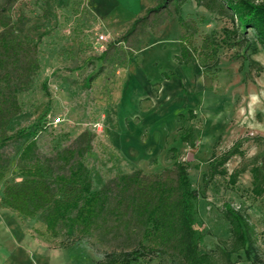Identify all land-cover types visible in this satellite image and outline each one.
I'll list each match as a JSON object with an SVG mask.
<instances>
[{"label": "rangeland", "instance_id": "1", "mask_svg": "<svg viewBox=\"0 0 264 264\" xmlns=\"http://www.w3.org/2000/svg\"><path fill=\"white\" fill-rule=\"evenodd\" d=\"M154 1L15 0L9 4L0 0V8H7L3 13L7 29L25 48L42 31H49L37 43L38 68L17 92L20 110L3 127L10 134L32 125L34 133L0 147L4 165L0 264H100L109 246L99 243L94 234L69 243L65 229L50 236L44 212L22 217L2 204L4 186L22 179L17 159L31 138L36 155L54 171L60 170L62 150L84 146L88 140L90 149L83 161L93 189L118 173H156L180 161L199 192L194 225L200 251L213 252L219 264L229 263L218 248L231 239L223 215L224 202H230L255 225L259 260L264 264V193L253 196L249 172L240 174L233 186L227 184V175H216L206 188L203 185L212 152L218 155L236 139H243L244 157L233 156L225 164L230 173L257 150L245 138L264 135V46L249 29L241 44L222 42L224 30L232 29L231 21L195 0H185L181 13L198 27L193 37L196 46L205 33L217 40L215 67L205 69L201 57L178 65L180 28L173 5L158 16L151 15L127 43L111 45ZM102 52L106 54L100 57ZM248 58L263 65L258 75L254 69L247 75ZM43 82L49 95L41 87ZM0 90L7 91L2 78ZM189 126L195 134L193 147L181 139ZM40 251L43 260L36 258ZM230 261L251 264L242 250L239 255L232 253ZM139 264L157 263L143 260Z\"/></svg>", "mask_w": 264, "mask_h": 264}, {"label": "trees", "instance_id": "2", "mask_svg": "<svg viewBox=\"0 0 264 264\" xmlns=\"http://www.w3.org/2000/svg\"><path fill=\"white\" fill-rule=\"evenodd\" d=\"M14 1L6 0L9 4ZM184 1L155 0L111 45L120 41L127 43L139 28L148 23L151 15L158 16L173 5L180 28L179 52L175 55L177 62L186 65L201 57L205 69L215 67L218 64V42L211 33H205L199 46L194 44L198 27L194 21L182 16ZM195 1L231 21L232 29L224 30L222 42L241 44L249 29L256 41L264 46V0ZM5 6L0 8V78L5 81L7 91L0 90V147L34 133L32 125L10 134L3 132V127L20 110L17 92L24 88L26 80L38 68L37 43L49 33L48 30L42 31L32 46L25 48L7 29L8 22L3 14L7 10ZM239 35L240 40H235ZM255 50L253 47L252 51ZM105 54L102 52L100 57ZM248 67L247 75L252 69L255 75L263 70V65L252 58H248ZM41 87L49 95L46 82ZM181 139L194 146L195 134L190 126ZM247 139L256 144L257 150L230 173H227L225 164L233 156L244 157L243 139H236L218 155L212 152L208 170L203 175L204 188L216 175H227V184L233 186L240 174L247 171L253 196L264 193V135L254 134ZM89 149L87 140L84 146L62 150L60 170L54 171L36 155L34 138L27 140L17 159L22 179L4 186L2 204L22 217L44 212L46 232L56 237L65 229L69 243L94 234L99 243L109 245L102 252L100 264H139L143 260L156 261L157 264H219L213 252L200 251V237L194 225L199 192L191 186L185 164L177 161L172 168L150 174L140 171L118 173L100 188L93 189L89 169L83 161ZM3 170L4 165L0 162V179ZM223 215L229 223L231 239L218 248L222 258L233 264L230 255H239L242 250L251 264H263L259 260L255 225L230 202H224Z\"/></svg>", "mask_w": 264, "mask_h": 264}, {"label": "crops", "instance_id": "3", "mask_svg": "<svg viewBox=\"0 0 264 264\" xmlns=\"http://www.w3.org/2000/svg\"><path fill=\"white\" fill-rule=\"evenodd\" d=\"M151 6H152V5H151ZM148 7H150V6H148ZM148 7H147V8H148ZM145 10H146V9H145ZM176 62H177V60H176ZM177 63H178V62H177ZM178 65H182V64H179V63H178ZM168 78H169V76H164V80H165L166 82H168V81H167ZM163 87H164V86H163ZM166 87H167V86H165L164 89H165ZM42 254H43V251H40V252L36 253V256H37L36 258H37V260H38V259H42V260H43V258L41 257ZM29 263H30V262H29ZM29 263H28V264H29ZM42 263H43V264H48L47 261H46V262H42ZM34 264H38V263H34Z\"/></svg>", "mask_w": 264, "mask_h": 264}, {"label": "built area", "instance_id": "4", "mask_svg": "<svg viewBox=\"0 0 264 264\" xmlns=\"http://www.w3.org/2000/svg\"><path fill=\"white\" fill-rule=\"evenodd\" d=\"M101 40H106V38L104 37V35H100L99 36Z\"/></svg>", "mask_w": 264, "mask_h": 264}]
</instances>
